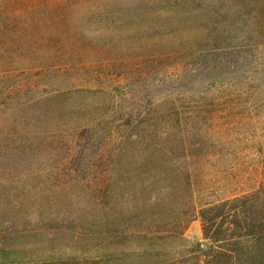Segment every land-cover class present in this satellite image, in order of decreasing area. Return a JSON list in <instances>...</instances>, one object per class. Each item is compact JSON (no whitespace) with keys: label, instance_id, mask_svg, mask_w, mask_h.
I'll use <instances>...</instances> for the list:
<instances>
[{"label":"rangeland","instance_id":"obj_1","mask_svg":"<svg viewBox=\"0 0 264 264\" xmlns=\"http://www.w3.org/2000/svg\"><path fill=\"white\" fill-rule=\"evenodd\" d=\"M249 1L0 0V151L52 143L32 169L0 171V264H207L199 220L180 234L188 215L158 159L124 171L126 191L113 179L112 198L94 199L106 171L81 130L111 145L176 117L172 136L209 146L186 161L210 197L264 191V22L251 34L229 23L215 38L204 27L206 5ZM137 206L142 227L168 225V214L175 236H88Z\"/></svg>","mask_w":264,"mask_h":264},{"label":"trees","instance_id":"obj_2","mask_svg":"<svg viewBox=\"0 0 264 264\" xmlns=\"http://www.w3.org/2000/svg\"><path fill=\"white\" fill-rule=\"evenodd\" d=\"M235 1L239 4L241 2V0ZM239 4L233 7L231 12H226L222 4L218 7L211 4L206 5L209 12L211 11L208 15L213 17L214 25H212L211 20L204 19V27L210 28L209 31L213 34V38L226 29L229 23H232V25L241 23L247 34H251L253 31H261L259 30V23L264 22V0H251L247 4L244 2L242 7ZM239 34L240 30L234 34V37L237 38ZM39 98L41 97L38 96ZM31 100V98H28L27 102ZM148 113H151V111ZM169 116H163L160 120L163 121L164 126H158L157 128H161V130H157V128H151V131L138 129L140 132L134 137L133 135L127 138L122 137L114 142L111 141V145L105 142L102 143L103 140L96 141L94 126L81 130V135L86 133V151L92 153L94 159L100 160L101 166L106 171V176L101 184L102 188H98V194H94V199L106 203L112 198L114 194L113 179L119 184L121 191H126L127 189L124 186L130 178L124 171L136 167L140 169L142 166V162L139 163L140 160L149 161L152 165V160L158 159L161 164V171H171L172 193L178 194L183 199L184 207H182V211L186 212L189 217L182 224L180 234L182 235V231L190 221L197 219L200 222L202 239L209 242V246L203 254L205 263L219 264L223 261L233 260L237 264H264V191L255 190L251 193H235L220 198L210 197L206 190L201 189L195 183L198 178L188 167L189 163L186 161L188 156L194 157L206 152L205 149L209 146L201 140L191 144L182 136H172L169 133L172 132L169 124L171 123L173 127L179 128V121L176 117L175 119ZM125 119L123 118L124 122H126ZM147 122H155V119ZM167 122L170 123L167 124ZM195 122L197 121L195 120ZM22 126L25 127L28 124L24 122ZM17 142H22V145L18 146L20 147L18 152H16L17 147H15L12 156L9 155V151L5 153L0 151L1 172L10 169L31 168L30 161L37 159L40 152L44 153L52 145V143L50 145L38 141L25 143V139ZM78 146L79 155H81L85 146ZM6 148H3V150H6ZM95 150L99 152L98 155L93 153ZM145 153L148 156L144 155ZM99 155L102 156L99 157ZM158 155H161V157ZM132 165H135V168H132ZM150 169L152 168L150 167ZM7 210L6 206L0 204V218L7 216ZM108 216L113 218L112 220L117 223V226L106 223L110 226L109 228H103L102 230L99 228L96 230L95 228L90 229L88 236L92 235L99 238L102 235L109 238H124L127 235H134L138 239L148 236V240H162L175 236L172 228L166 229L173 220L168 214V225L161 226L157 224L158 226L155 225V227L151 225L147 229L145 226L142 227L147 219V210L143 206L129 209L120 208ZM129 220H133L137 226H133L134 224L130 223ZM170 232L173 235H170ZM160 251H162V248L157 246L152 250L155 255L161 254Z\"/></svg>","mask_w":264,"mask_h":264}]
</instances>
